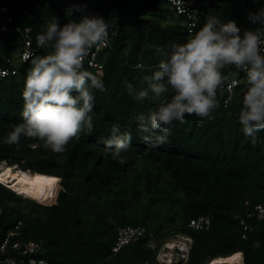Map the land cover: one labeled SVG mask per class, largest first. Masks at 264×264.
Instances as JSON below:
<instances>
[{"label": "trees", "instance_id": "obj_1", "mask_svg": "<svg viewBox=\"0 0 264 264\" xmlns=\"http://www.w3.org/2000/svg\"><path fill=\"white\" fill-rule=\"evenodd\" d=\"M260 7H264V4ZM218 9L224 22L235 20L240 28L246 26L255 29L259 26L248 20V12L242 0L225 2ZM36 13L33 20L22 11L15 16L13 23L33 29L35 55L32 58L51 51L50 48L39 45L36 35L45 30L41 21L57 16L47 6L37 8ZM150 16L151 24L143 25L140 30L126 26L121 32L118 31L111 48L99 55V62L103 64L101 72L85 67L100 76L107 91L94 92L93 131L85 132L79 141L74 140L64 154H54L43 148L42 143L24 137L17 145L2 143L3 137L12 130V125L21 122L22 92L32 58L25 63L16 62L11 69H16L17 74L10 73L2 80L0 164L10 162L20 165L24 171L58 177L61 189L57 200L55 197L58 184H54L51 189L53 197L49 202L56 200L54 205L32 203L33 210L39 214L34 216L14 205L17 200H23V197L0 183V209L3 211L0 239L18 221H22L23 225L16 239L42 243L44 250L37 257L50 262L157 264L159 249L149 247L152 239L148 233L138 243L123 248L117 254L112 253L119 228L142 226L156 236L159 247L162 244L159 239H166L172 233L189 236L193 240V247L187 264H209L213 260L237 253L243 254L244 264H264V220H249L254 230L246 240L243 238V228L235 219L236 216H246L250 208L246 202L250 206L264 205V144L258 142L253 146L250 139L243 135L238 120L244 92L243 75L239 76L241 84L227 108L224 107V93L220 94L219 108L214 119L202 120L194 115L186 116L184 123L173 125L167 143L157 147L147 145L143 139L145 134L138 131L137 117L146 115L157 105L151 100L141 102L134 99L129 94L128 85H132L137 91L147 87L143 78L152 73L160 59L154 49H147V45L163 46L167 49L170 43L184 42L188 37V31L182 23L183 18L178 17L175 23L166 26L155 19H167L162 5L159 13ZM205 18H202L197 30ZM60 22L61 25L64 24L62 19ZM22 48L23 41L17 33L0 35V66L7 67L5 59L18 60L19 57H12V53L14 49L20 53ZM138 63H142L144 67L138 69ZM113 124H119L122 133L132 134L129 151L122 153L127 161L123 165L114 160L111 154H106L104 145L100 143L101 138L110 135ZM258 135L260 140H264V132ZM139 159H147L157 172L156 179L152 178L153 181L148 182L150 185H155L161 178L169 176L171 189L176 191L175 194L167 193L157 188V193L152 187H148L147 192L149 203L167 205L170 210L167 224L171 232L163 224L159 227L151 226L157 224L160 215L158 212L143 218H130L127 214L129 200L125 198L126 195L115 200L118 205L109 210H112L110 216L116 222L107 213L105 216H95L97 218L94 220L91 215L90 220L98 227L85 231L83 221L95 206L91 200L104 201V198L109 197L110 195H105L110 191L109 188L127 178ZM137 191L142 193L138 189ZM30 200L39 203V200ZM86 206L87 209H84ZM200 216L213 218L211 228L203 231L189 229V221Z\"/></svg>", "mask_w": 264, "mask_h": 264}, {"label": "clouds", "instance_id": "obj_2", "mask_svg": "<svg viewBox=\"0 0 264 264\" xmlns=\"http://www.w3.org/2000/svg\"><path fill=\"white\" fill-rule=\"evenodd\" d=\"M251 2L255 5L264 0ZM76 13H80L79 19H73ZM65 15L71 19L61 25L57 16L52 17L37 37L39 45L51 51L31 59L22 92V119L3 137L5 145H17L24 137L42 143L43 148L54 154H64L74 140L79 141L85 132L94 129V92L107 89L99 75L85 68V61L93 49L99 51L108 46L111 25L101 15L86 12L80 4L70 6ZM247 18L259 26L242 31L235 20L222 22L219 16L210 13L198 30L195 24L189 25L186 41L172 42L167 49L147 45L148 50L154 49L160 57L152 73L143 78L147 87L137 91L128 85L134 99L151 100L157 105L137 117L138 131L145 134L147 145L157 147L167 143L173 125L184 123L186 116L214 119L219 95L225 88L231 93L239 87L241 73L244 84L238 113L241 130L253 146L258 142L264 144L258 135L264 132V7L249 11ZM136 67L142 69L144 65L138 63ZM227 103L226 100L225 106ZM100 143L106 154L123 165L127 161L122 153L129 151L132 134L122 133L119 124H113L110 135L101 138ZM36 178L48 184L59 181L58 177L39 174ZM192 247L193 243L182 240L181 247L178 245L176 249L182 257L171 264L181 261L187 264ZM160 255L157 262L163 264Z\"/></svg>", "mask_w": 264, "mask_h": 264}, {"label": "built area", "instance_id": "obj_3", "mask_svg": "<svg viewBox=\"0 0 264 264\" xmlns=\"http://www.w3.org/2000/svg\"><path fill=\"white\" fill-rule=\"evenodd\" d=\"M168 3L174 14L179 18H183L182 23H184L188 33L189 25L195 24L197 28L202 18L206 16V11L204 7L205 5L198 6L196 5L195 0H168ZM14 20L15 16L11 13V8L8 5L0 6V35L7 34L9 32H14L20 35L23 41V48L17 56L19 57V59H5L7 67L0 66V87L2 85V80L6 78L10 73H12L13 75L17 74L16 69H11L16 65V62L18 64L19 62L25 63L35 55V50L33 49L35 44V35L33 34V29L29 27L31 30L25 32L24 29L26 27H22L21 25H13ZM109 22L111 27L110 42L108 46L105 48H101L99 51L93 49L89 57L85 61V67L92 68L93 70H97L98 72H101L103 70V64L99 62V55L104 50L111 48L112 40L118 33L117 17H110ZM12 26L14 27L12 28ZM39 35L40 34L36 36L38 37ZM236 89H234L230 93L227 88H225V90L222 92L225 96V108H227L230 103L234 100L236 96ZM229 96H231L230 100ZM226 100L228 101L227 106H225ZM246 205L250 207L246 216H236L235 219L239 221L240 226L243 228V238L248 240L249 233L253 232L254 230L253 227L249 224V220H264V205L256 204L254 206H250L249 202H246ZM2 214L3 211L2 209H0V238L2 233ZM212 222L213 218L211 216H200L198 218L191 219L188 223V227L189 229L196 231L209 230L212 226ZM22 225V221H18L15 227L9 230L7 235L2 240L0 239V264H40L41 261L46 262V264H58L50 262L45 258L37 257V255L39 256V254L44 250L42 243L34 241L23 242L20 238L16 239L17 237H19ZM147 233L152 239L149 243V246L152 249H156L158 247V243L156 242V236L152 232H149V230L142 226H126L119 228L115 244L112 248V253L117 254L123 248L138 243ZM186 239L193 243V240L189 236H186ZM159 241L162 243V246H167L170 244V239L168 241H164V239H159ZM183 258L184 260H187L186 255H183Z\"/></svg>", "mask_w": 264, "mask_h": 264}, {"label": "rangeland", "instance_id": "obj_4", "mask_svg": "<svg viewBox=\"0 0 264 264\" xmlns=\"http://www.w3.org/2000/svg\"><path fill=\"white\" fill-rule=\"evenodd\" d=\"M261 4H264V2L257 3L255 5L260 7ZM204 7H205V11H206V16L211 13V14L219 16L221 21H222L223 16H222L220 9H209V8H206V5ZM162 8L165 10L167 19H165V20H159L158 18H155V19L157 21H159L163 26L175 23L178 20V17L174 14L171 7L169 6L168 0H166L165 3L162 4ZM149 17L152 18L151 16H148V18ZM48 21H41L42 24H44L43 25L44 29H45V26H46ZM222 22H224V21H222ZM40 25H41V23H40ZM244 29H249V28L246 26H242L241 30L243 31ZM17 55H18V51L16 52L14 49V51L12 53V57H17ZM35 146H37V145H35ZM2 164L6 165L9 168H14L15 171H17V172L18 171H24L21 168V166L18 164H11L10 162H3ZM24 172H28L31 175L36 174V173H32L31 171H24ZM156 173L157 172L153 169L152 165H150V163L147 161V159H139V161L137 162V164L135 166V169L129 174V176L127 178L122 180L118 185L114 184L112 188H109L110 191L107 194H105V195H110L109 197L104 198V201L91 200L92 204H94L95 206L92 208V210H90V212H88V216L83 221L84 230L86 231L88 229L98 227L94 223V221L90 220L91 215H93V220H94V218L95 219L97 218L95 216H102V215L105 216L106 213L108 214L109 217H111L110 212L112 210L111 211H109V210L111 208H116V205H118V203H116L115 200L122 198L121 195H126L125 198L127 200H129L127 202V205L129 207L127 214L130 216V218H132V219H133V217L143 218V217L148 216V215L157 214V212H158V213H160V215L159 216L157 215L158 216L157 224H155V225L151 224V226L159 227L161 224H163V225H165L166 230L168 232H171V231H169L170 226H168V224H167V214L170 213V210H168V207L166 204H164L163 206H161V205L158 206L157 205L158 203H156V204L149 203L150 198H149V195H147V192H148V189L151 187H152L153 191H155V192H157V188H160V190L162 192H167V193H174L175 194L176 191L173 192V189H171L172 188V186H171L172 182L169 179V176L168 177L165 176L164 178H161V180L155 185H152V184L150 185L148 182L156 179V177H155ZM138 177H139V179H138ZM152 178H153V180H152ZM3 183L8 185L6 182H3ZM55 184L56 185L58 184L57 191H56V195H57L56 200H57L59 191L61 189L60 181H59V183H55ZM53 185L54 184H52V187H53ZM137 189L140 190L142 193H138ZM53 194H54V192H53ZM153 194H155V193H153ZM17 195H19V194H17ZM116 195H118V196H116ZM162 195H163V193H162ZM20 196L23 197L22 198L23 200H21V199L17 200L14 203V205H16L21 211H23L25 213L32 214L34 216H37L39 214L33 210L32 206H31L32 203L40 204L43 206H51V205H54L55 201H56L55 200L54 202L50 203L49 202V201H51V199H50V200H41V202L38 201L39 203H37V202L30 200V198L28 196H25V195L24 196L20 195ZM35 201H37V200H35ZM111 201H114V202L111 203ZM44 202H47V203H44ZM108 204H110V205L108 206ZM148 204H149V208H151L150 210L148 208ZM84 209H87V206ZM111 220L116 222L112 217H111ZM150 221H152V220H150ZM186 236L187 235L184 233H174V234L172 233L169 237L164 239V241H168L170 239V244L168 245V247L165 245L162 248H161V246L159 247V245H158V247L156 249H159L158 253L161 254L160 258L163 256V260H167L170 262L174 261V263H178V261H180L179 258L182 257V253L180 255L179 252L178 253L176 252L177 248L170 249L169 247L171 244H174L176 246L179 245L181 247V241L187 240ZM160 258H159V260H160ZM224 259H221V260H224ZM179 264H184V262L181 261V262H179Z\"/></svg>", "mask_w": 264, "mask_h": 264}, {"label": "water", "instance_id": "obj_5", "mask_svg": "<svg viewBox=\"0 0 264 264\" xmlns=\"http://www.w3.org/2000/svg\"><path fill=\"white\" fill-rule=\"evenodd\" d=\"M166 0H0V6L8 5L11 13L18 16L24 11L33 20L36 18L37 8L47 6L64 23L67 22L66 10L73 4H80L85 11L91 14H99L105 20L117 17L118 31L121 32L126 26L140 30L145 24H151L148 14H157L161 5ZM234 0H195L196 5H206L209 9H218L225 2ZM247 12L256 11V6L250 0H242ZM71 18V17H70ZM80 13H76L73 19H79Z\"/></svg>", "mask_w": 264, "mask_h": 264}, {"label": "bare ground", "instance_id": "obj_6", "mask_svg": "<svg viewBox=\"0 0 264 264\" xmlns=\"http://www.w3.org/2000/svg\"><path fill=\"white\" fill-rule=\"evenodd\" d=\"M38 174L39 173L31 175L30 173L24 171L17 172L15 171L14 168H9L2 163L0 164V181L6 182L8 186L9 187L11 186L10 188L14 190L17 194L22 196L25 195L31 199H36L39 201L50 200L52 184L46 183V181L43 179L38 180L36 178ZM39 175L45 176L42 174ZM177 246L171 244L169 248L175 249L177 248ZM160 261H161L160 263H164V264L172 263V261L170 262L167 260H163V256L160 258ZM209 264H244V257L243 254L242 255L234 254L230 257L225 258L224 260L221 259L213 260L209 262Z\"/></svg>", "mask_w": 264, "mask_h": 264}, {"label": "snow or ice", "instance_id": "obj_7", "mask_svg": "<svg viewBox=\"0 0 264 264\" xmlns=\"http://www.w3.org/2000/svg\"><path fill=\"white\" fill-rule=\"evenodd\" d=\"M38 180L42 179V178H37Z\"/></svg>", "mask_w": 264, "mask_h": 264}, {"label": "flooded vegetation", "instance_id": "obj_8", "mask_svg": "<svg viewBox=\"0 0 264 264\" xmlns=\"http://www.w3.org/2000/svg\"><path fill=\"white\" fill-rule=\"evenodd\" d=\"M169 4V3H168ZM151 14H148V16H150Z\"/></svg>", "mask_w": 264, "mask_h": 264}]
</instances>
